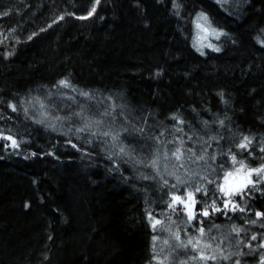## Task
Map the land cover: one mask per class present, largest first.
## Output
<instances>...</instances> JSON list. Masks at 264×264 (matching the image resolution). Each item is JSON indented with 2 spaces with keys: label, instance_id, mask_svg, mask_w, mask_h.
<instances>
[{
  "label": "trees",
  "instance_id": "1",
  "mask_svg": "<svg viewBox=\"0 0 264 264\" xmlns=\"http://www.w3.org/2000/svg\"><path fill=\"white\" fill-rule=\"evenodd\" d=\"M176 3L100 0L79 19L95 0H0V132L19 143L8 148L0 139V264H154L163 250H153L148 214L159 216L173 195L196 187L204 190L195 193L197 217L181 225V237L203 227L206 254L231 256L207 264H260L264 217L255 213L264 212V180L228 207L219 184L232 154L264 164V0ZM199 13L224 33L220 51L194 45ZM61 80L70 96L114 107L117 127L143 129L122 135L131 160L86 132L63 135L23 112L37 98L78 130L76 108L60 100L69 97L57 89ZM243 136L255 137L247 151L236 147ZM177 147L184 172L176 182L150 162ZM197 253L172 250L167 264H204L191 259Z\"/></svg>",
  "mask_w": 264,
  "mask_h": 264
},
{
  "label": "rangeland",
  "instance_id": "2",
  "mask_svg": "<svg viewBox=\"0 0 264 264\" xmlns=\"http://www.w3.org/2000/svg\"><path fill=\"white\" fill-rule=\"evenodd\" d=\"M200 14V13H199ZM199 14H196L193 17V42L194 45L199 49V50H204L206 48H211L208 47L209 44L214 45L215 47H218V45L220 44L219 40L221 38V35L219 37V39L216 38V35H214L212 33V29L215 30L216 33H220V31H218L212 24L211 22L208 20V22H210V28L209 31L207 33L201 31V29H199L197 27V23H198V16ZM201 24H204L205 27H208V24H205L204 21H199ZM264 37V35H263ZM57 89L60 90L62 95H69V97H60V100H63V102H65L68 105L71 106L73 108V110L76 108V110L73 113V116L76 117V121L77 124L79 125L80 128L85 127V125H90L89 128H86L85 131L87 134L92 135V133H96V135L94 137H96V139L102 141L104 148L106 149V151H108L109 153L115 154L118 153L119 150V146H120V141L122 139V135L125 133L120 126H116L117 124V118L116 116H118V111L114 109V107L110 106L106 109L105 105L102 102H98L95 100H91L93 102H88L87 99H81L80 98H76L73 96H70V92L71 91L70 87L65 88L62 87L60 84H58ZM54 103V102H53ZM55 104V103H54ZM41 105H43V107H41ZM51 107L50 105H48L47 103H44V101H41L37 98H28L24 101V103L21 104V108L23 110V112H25L27 115H29V117L31 119H33V121L42 124L44 127L46 128H51L52 130L58 132V133H63V135H67V136H73L75 137V135H77L79 133L78 130H75L72 125L67 124L66 121H68L69 123H71V121H69L67 118H63L61 117L63 114H59V113H55L51 111ZM26 110V111H25ZM82 111V112H81ZM107 111L110 113V115L105 116L103 115V113ZM76 113H79L80 115L77 116L75 115ZM57 117H59L60 119H57ZM63 118V119H62ZM121 118V117H120ZM66 121H65V120ZM42 121V122H41ZM102 121V123H98ZM79 128V129H80ZM103 132H109L113 135L119 133L120 134V140L119 141H113L111 138V135L108 137H104L101 134ZM5 136H9L8 134H3ZM11 136V135H10ZM93 136V135H92ZM5 141V145L8 148H12L11 145V141L8 140H4ZM115 144V146H113ZM153 152V151H152ZM155 153V151L153 152ZM172 153V152H171ZM171 153H167V158H165V153H162V155L160 156V158L158 159V164H157V168L156 170L159 172V174L162 175V178L165 177H174L175 181H180L181 180V173L184 172V167H182V165L179 164L180 160L177 161L175 159V157H173L171 155ZM118 157V155H116ZM155 156V155H154ZM156 157V156H155ZM123 158H128V159H132V156H124ZM249 166V165H248ZM239 167V164L233 165L232 169H228L226 172H233V177L230 178L233 182H238L240 176L242 175V173H236L235 169ZM251 167V166H249ZM255 167H259V166H255ZM154 169V168H153ZM155 170V169H154ZM224 175L221 177V181H220V185L224 184ZM177 175V176H176ZM264 175V174H262ZM252 179L255 181L257 180V177L255 175L252 176ZM192 191L189 190L188 188H186V190L184 191V194H178L179 196H184L187 192ZM227 197L226 201H230L231 197L225 196ZM172 202H169V204ZM169 204L167 205L166 210H164L159 216L158 215H152L154 216L157 220L162 221L163 223V227H157V229L155 230L156 233V237H158V240L155 242L156 244H162V247H158L157 245V249L158 251H161V249L163 250L160 255L158 256L160 260L163 261V264H167L170 263L171 260H173L171 258V252L173 249H171L176 243H178L177 241H175L172 238L171 233L175 232L177 230L180 231V235H181V225L182 224H188V216L186 211L183 208V205H175V211H173L172 208L169 207ZM195 211V206L194 209ZM181 215L183 216V218L181 217ZM185 221V223H184ZM188 238H198L201 239V245L206 244L205 242V237L200 238V234L199 232L196 233V235H187L185 238H182V240H184L186 242V240ZM169 241V243L167 245H165L163 243V241ZM161 246V245H160ZM168 248L171 249L168 251ZM191 251H193L191 249ZM199 255V253H197ZM187 261V259H181L178 261V264L180 261ZM154 264H156V261L154 260Z\"/></svg>",
  "mask_w": 264,
  "mask_h": 264
},
{
  "label": "snow or ice",
  "instance_id": "3",
  "mask_svg": "<svg viewBox=\"0 0 264 264\" xmlns=\"http://www.w3.org/2000/svg\"><path fill=\"white\" fill-rule=\"evenodd\" d=\"M99 2H100V0H95V4L91 8V10L88 12L87 16H82V17H78V18L79 19H87V18L91 17L96 11L95 5L99 4ZM173 6L175 8H179L180 7V5L176 3V0H173ZM58 19H63V16L58 17ZM201 20L204 21L205 24H208V27H205L204 24H201L199 22ZM55 22L56 21H53V23H55ZM197 27L199 29H201V31H203L205 33H207L209 31L210 22H208V17L204 13H200L199 14ZM212 33L214 35H216L217 39H219L220 35H224V33H216L214 29H212ZM33 35H35V33ZM29 39H31V37H29ZM260 43L264 44V41H260ZM208 47L213 48L215 51H220V49L215 47L214 45L209 44ZM197 50L199 51V49H197ZM201 54H203V53H201ZM8 55H12V53H8ZM59 84L62 87H65V88L71 87L70 82L68 80H61L59 82ZM81 95H83L85 97H88V98H91L88 93H81ZM9 107H11L13 111H16V105L15 104H10ZM41 107H43V105H41ZM75 115L79 116L80 114L76 113ZM103 115L108 116V115H110V113L105 111L103 113ZM173 118L175 119L176 117L174 116ZM57 119H60V118L57 117ZM98 123H102V121H100ZM220 124L223 125L224 121H220ZM89 127H90V125L86 124L85 127H82L80 129H78V131L83 132V131L86 130V128H89ZM123 131L125 133H127L128 135H132L133 132L142 133L143 129H135V128H133L131 131H129V129L125 128ZM178 131H182V130L178 129ZM92 135L95 136L96 133L93 132ZM101 135L104 136V137H108V136L111 135V138H112V140L114 142L120 140V134L119 133L113 135V134H111L109 132H103ZM144 138L145 139H152V137H150V136H145ZM0 139L11 141V145L10 146L13 147V148H18L19 147L18 141L16 139H14L10 135L9 136H5V135H3L2 132H0ZM189 139H191V137H189ZM253 139H255V137L243 136L241 142L239 144H237L236 147L241 149V150L247 151L249 149L250 145L252 144ZM181 145H183V141H181ZM113 146H115V144ZM259 150H260V152H264V147H261ZM132 151H134V149H132ZM188 151H191V150L189 149ZM229 151H231V150H229ZM183 154L184 153L182 151V147H177L175 149V151L171 153V155L173 157H175V159L177 161L181 160ZM116 155H118L121 158H123L124 156H130V151L126 149V146L121 144L119 146V150H118V153H116ZM192 155L195 156L196 160H204V156H202V155L201 156H196L195 153H192ZM222 155H223V153H222ZM249 155H252V153H249ZM108 158L111 160L112 156H109ZM165 158H167V153H165ZM158 159L159 158L157 157L156 159H153L150 162V166L152 168H154V169L157 168ZM212 159H215V157L213 156ZM231 160H232L233 165L239 164V167L235 169V172L236 173H242V175L240 176L238 182H233L230 179L234 175L233 172L229 171V172L225 173V176H224V181L225 182H224L223 185L219 186V191L224 196H228V197H232V196H236V195H241L242 196L244 194L245 189H249L250 187L255 189L256 185L258 183H260L262 180H264V175H262V174H264V164H261L259 167H249L248 164H246L244 160H237V156L235 154L231 155ZM123 162L127 163V161H123ZM137 162L141 163V161H137ZM253 175H255L257 177V180L254 181L252 179ZM143 178L144 179H149V177H143ZM164 183L167 184V181L165 180ZM209 183H211V181H209ZM172 187L175 188L176 185H173ZM201 191H204V190L201 187H196L194 192L193 191H189L184 196L173 195L172 202L169 204V207L172 208L173 211H175V207H174L175 205H177V204L183 205V208L186 211L187 216H188V221L191 222L192 220L196 219V217H197L196 212L193 210L195 204L197 203V201L195 199V193L201 192ZM229 203H230V201H226L225 202V207H228ZM25 207L27 208L28 205L26 204ZM211 207H212L214 212L221 211V209L216 207L214 201H213V204L211 205ZM237 209H239V211H241V212L244 211V209L240 208L238 204L232 205V210L233 211H235ZM201 215H203L204 217H208L210 215V213L205 208L202 211ZM255 215L257 217H264V212L257 211L255 213ZM148 219L150 221V226L152 227V229L154 231L157 229V227H161V228L163 227L162 221L157 220L154 216H152L151 213L148 214ZM251 222L253 224L256 223L255 220H253ZM216 227H219V226H216ZM241 230L242 229L236 228V227L232 228V231L233 232H237V233H239ZM208 231L210 232L211 229L209 228ZM198 232L200 234V238H203L204 235H205V229L203 227H201V228L198 229ZM171 235H172V238L175 241L178 242V243H176L173 246V250L191 248L194 252H198L199 253L198 256L194 255V256L191 257V259L193 261L199 260V261H203L204 264H207L208 260L216 261L218 259H223V260L231 259V256L223 255L222 253H221V255L219 257L216 254H214V253L211 254V255L206 254V250L210 249L212 247V245L210 243L201 245V239H198V238H188L186 240V242H185L184 240L181 239V235H180V231L179 230H177L175 232H172ZM152 239H153V246L152 247H153V250H155V247H156V243L155 242L158 240V237L153 236ZM252 239L255 240L256 236H253ZM163 243L165 245H167L169 243V241L165 240V241H163ZM261 247H264V245H261ZM152 259L156 261V264H163V261L160 260L159 257L156 256V255H154L152 257ZM150 264H151V262H150ZM179 264H188V261H183L182 260V261L179 262ZM235 264H240V261L236 260ZM260 264H264V257L261 258Z\"/></svg>",
  "mask_w": 264,
  "mask_h": 264
}]
</instances>
